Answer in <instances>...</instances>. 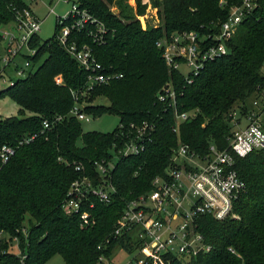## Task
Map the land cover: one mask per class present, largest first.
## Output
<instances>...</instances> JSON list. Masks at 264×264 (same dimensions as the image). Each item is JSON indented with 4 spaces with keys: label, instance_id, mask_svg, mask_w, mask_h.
<instances>
[{
    "label": "trees",
    "instance_id": "obj_1",
    "mask_svg": "<svg viewBox=\"0 0 264 264\" xmlns=\"http://www.w3.org/2000/svg\"><path fill=\"white\" fill-rule=\"evenodd\" d=\"M77 2L105 26L108 35L98 45L85 31L75 30L68 42L87 46L103 73L121 78L82 94L88 73L58 41L60 29L72 18L62 21L58 17L49 40L41 42L34 35L28 48L35 55L22 52L18 56L37 69L12 80V86L0 92V97L16 103L20 114L0 118V147L29 135L37 137L17 148L7 163L0 162V230L13 236L22 228L28 232L21 246L23 261L9 252L7 243L0 242V264H48L56 255L64 264H98L99 257L110 258L116 246H126L124 237L110 238L126 204L152 191L154 179L172 165L178 143L199 156L206 155L211 145L224 150L241 120L235 116L246 119L252 114L244 102L251 96L264 97V0H252L255 6L226 42L229 53L207 62L193 77L170 69L156 43L176 32L201 37L218 34L229 10L242 0H149L145 4L139 0L136 6L131 0ZM149 6L156 9L159 24L144 28L137 17ZM26 9L30 6L24 0H0V28L14 27ZM17 68L14 65V71ZM57 77L60 85L55 83ZM166 85L174 91V107L157 97ZM98 98L108 100L109 106L94 105ZM77 102L87 116L118 115V126L110 133H83L81 122L68 116ZM181 113L190 119L178 124L174 133L176 115ZM58 116L64 117L61 123L42 132L43 122ZM142 122L155 129L151 141L141 154L115 161L110 203L91 199L94 223L80 227L79 216L62 210L66 192L79 176L75 166L81 164L85 175L92 174L95 161L110 160L112 144L119 143L122 132ZM235 160L234 170L246 184L233 205L237 219H198V231L212 246L211 252L172 258L170 264H264V149Z\"/></svg>",
    "mask_w": 264,
    "mask_h": 264
},
{
    "label": "built area",
    "instance_id": "obj_2",
    "mask_svg": "<svg viewBox=\"0 0 264 264\" xmlns=\"http://www.w3.org/2000/svg\"><path fill=\"white\" fill-rule=\"evenodd\" d=\"M62 1L71 4V11L65 17L59 18L62 21L72 18V22L62 26L58 41L88 73L82 94L92 91L94 87L107 85L113 79L121 78V75L114 73H103L102 66L87 46L78 47L76 43L68 42L72 31L83 30L96 44L101 45L105 42L108 30L86 10L80 9L77 0ZM254 6L252 0H242L241 5L232 7L227 21L220 25L218 34L201 37L196 33L176 32L169 38H162L156 46L162 50L165 64L172 70L180 71L185 77L196 76L207 62L229 53L226 42L233 37L238 24L249 15ZM16 20L10 32L2 33L4 45L0 56L3 63L0 67V77L23 50L30 52L31 56L36 53L28 48V43L40 31V19L31 9H26ZM29 65L28 61L25 62L23 67L17 68L16 73L25 74ZM182 68L187 69V74ZM191 81L189 80V83ZM55 83L60 85L61 78H55ZM9 85L12 86V81ZM157 97L164 105L174 107L175 96L170 85L164 86ZM80 105L77 102L68 116L75 117L80 122L90 121L81 111ZM257 118L253 112L247 117L246 126L235 124L232 136L228 138V147L224 150L211 145L206 155L199 156L188 145L178 143L171 157L172 165L165 170L163 176L154 179L152 191L128 201L124 213L114 225L115 229L110 238H125L126 246L121 247L128 255H133L128 264H170L172 258H191L211 252L212 246L204 241L198 231L197 220L201 217H211L216 221H224L229 217L237 219L233 214V205L244 193L246 184L234 170L235 158L241 159L264 149V129ZM63 119V116L55 117L51 121L46 119L42 132L49 131ZM189 119L190 115L186 113L177 114L173 132H178L177 125ZM127 130L126 133L122 132L119 143L112 144L110 160L93 163L92 174L85 175L81 164L75 166L79 176L66 192L62 210L67 215L79 216L80 227H88L94 223V215L91 212L94 204L91 199L103 204H109L111 201L110 194L114 188L110 173L115 165L111 160L141 154L155 131L153 125L147 122L130 124ZM36 137V134L29 135L13 145H2L1 164L7 163L17 148L29 144ZM16 231V236H13L0 230V242L7 243L9 252L19 256L21 262L25 258L21 246L25 244L28 232L24 228ZM109 241L110 239H106L105 243L109 244ZM231 252L233 253L232 250ZM107 260L101 256L98 258V264H109Z\"/></svg>",
    "mask_w": 264,
    "mask_h": 264
},
{
    "label": "rangeland",
    "instance_id": "obj_3",
    "mask_svg": "<svg viewBox=\"0 0 264 264\" xmlns=\"http://www.w3.org/2000/svg\"><path fill=\"white\" fill-rule=\"evenodd\" d=\"M139 0H131V4L136 6L135 2ZM143 2V0H141ZM24 2H27L29 4L30 9L35 14V16L40 19V31L38 32L37 36H39L40 41L43 42L45 40H49L54 36V29L56 25L57 18L65 17L70 11H71V4L63 2L62 0H35V1H29L24 0ZM114 12H116L115 9H113ZM138 21L141 23L142 27L146 26H156L159 24V18L156 13V9H152L151 7H148L145 14L139 15ZM13 29V24H10L7 27L0 28V32H10V30ZM4 42L3 40L0 41V56L1 51L3 48ZM25 54H29L30 52L23 50L22 51ZM25 63V58L20 56L16 58V60L7 68L5 73L2 74V77H0V92L8 88L10 85L9 83L12 80L17 79H23L27 76L29 71H35L37 68L29 67L27 72L23 75H18L16 71H14L13 67L14 65H17V67H23ZM3 66V63L0 60V67ZM28 68V67H27ZM182 71L187 74V69L182 68ZM264 71V70H263ZM94 105H101V106H109V102L106 99L98 98L93 102ZM244 107L247 109V111L251 113H256L258 122L261 126H263L264 129V97L257 98V96H251L244 102ZM18 106L14 101H12L9 97L4 96L0 97V118H10V117H20V114L18 113ZM27 116V114H26ZM90 121H82L81 122V130L83 133H92V132H100V133H110L112 132L119 124L120 118L118 115L115 114H104L100 117H93L92 115H88ZM241 119L239 120L240 126H246L248 124L247 117L246 119L244 117L241 118L239 114L235 116V119ZM116 160H111V163L115 164ZM231 218V217H229ZM133 257V255H128L125 250L121 247V245H118L114 248V250L111 253L110 258H108L109 264H128L130 262V259ZM48 264H64L62 262V259L60 256L56 255L53 256Z\"/></svg>",
    "mask_w": 264,
    "mask_h": 264
},
{
    "label": "crops",
    "instance_id": "obj_4",
    "mask_svg": "<svg viewBox=\"0 0 264 264\" xmlns=\"http://www.w3.org/2000/svg\"><path fill=\"white\" fill-rule=\"evenodd\" d=\"M143 3H149V0H143ZM1 53H2V51H1Z\"/></svg>",
    "mask_w": 264,
    "mask_h": 264
}]
</instances>
